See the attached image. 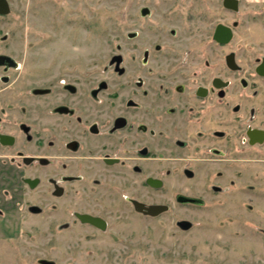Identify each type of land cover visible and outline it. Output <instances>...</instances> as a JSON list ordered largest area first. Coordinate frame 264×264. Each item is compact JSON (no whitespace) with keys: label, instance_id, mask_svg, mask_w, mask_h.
Returning <instances> with one entry per match:
<instances>
[{"label":"flooded vegetation","instance_id":"af4514ba","mask_svg":"<svg viewBox=\"0 0 264 264\" xmlns=\"http://www.w3.org/2000/svg\"><path fill=\"white\" fill-rule=\"evenodd\" d=\"M129 2L128 44H116L111 68L103 70L118 78L110 92L106 80L89 86L88 56L41 55V39L0 38V216L18 227L23 218L42 217V202L52 198L54 209L79 186L86 204L52 233L71 231L67 253L82 252L85 264H139L119 223L158 219L172 208L128 197L133 214H111L99 209L98 192L107 200L120 196L118 188L137 185L131 175L142 177L144 189L162 191L171 174L192 179L238 171L242 162L264 164V53L248 66L231 50L220 64L217 56L218 47L233 42L238 16L264 20V0ZM11 12L10 6L0 16ZM208 189L222 192L217 185ZM174 201L204 204L188 194ZM150 206L165 210L148 214ZM175 223L183 232L192 228L184 219ZM194 243L181 247L175 264H217L216 248Z\"/></svg>","mask_w":264,"mask_h":264},{"label":"rangeland","instance_id":"374dc122","mask_svg":"<svg viewBox=\"0 0 264 264\" xmlns=\"http://www.w3.org/2000/svg\"><path fill=\"white\" fill-rule=\"evenodd\" d=\"M8 1L12 12L0 16V38L6 35L14 40L41 39L43 42L37 47L41 55L52 56L57 52L88 56L89 86L106 80L111 86L108 92L116 89V74L113 71L103 73V70L110 67L116 44L127 45L125 34L134 28L129 0ZM237 18L241 22L233 42L226 48H217L218 64L228 50L234 51L244 66L252 64V56L264 53L261 49L264 47L263 18L249 22L245 16ZM31 61L34 70L36 59ZM237 167L240 168L238 171L234 167L222 170L221 175L218 172L207 177L195 175L192 179L171 174L166 176L167 189L162 191L144 189L139 184L142 177L131 175L130 178L138 182L135 187L118 188L120 196L115 195L110 200L102 190L94 200L101 204L99 209L121 215L133 214L126 206L128 197L172 206L170 212L158 219L133 217L128 223L123 219L119 223L121 228L117 229L124 235L122 240L126 236L132 238L133 261L139 264L178 263L179 250L192 242L200 247L216 248L217 254L213 257L217 264H264V164L242 162ZM49 174L43 171L41 176L48 177ZM231 180L235 182L234 187H231ZM210 185L221 187L222 192L208 189ZM83 194L80 187H76L74 196L59 200L54 209L52 198L42 202V217L23 218L18 225L20 228L0 216V264H41L42 260L56 264H85L82 252L74 257L67 253L69 239L73 236L71 231L61 229L52 233V228L61 224L73 210L83 209L89 198ZM176 194L200 198L204 204L201 207L177 204L174 201ZM179 219L191 222L192 228L183 232L175 223ZM54 238L58 242L56 247L52 245ZM209 238L213 240L211 244ZM205 240L207 244L202 243ZM247 246L254 251L246 250ZM230 247L236 249H227Z\"/></svg>","mask_w":264,"mask_h":264},{"label":"water","instance_id":"95a60500","mask_svg":"<svg viewBox=\"0 0 264 264\" xmlns=\"http://www.w3.org/2000/svg\"><path fill=\"white\" fill-rule=\"evenodd\" d=\"M10 12V5L7 0H0V14L6 15ZM231 36V34H230ZM148 214L156 215L165 210L163 206H150L146 208Z\"/></svg>","mask_w":264,"mask_h":264}]
</instances>
